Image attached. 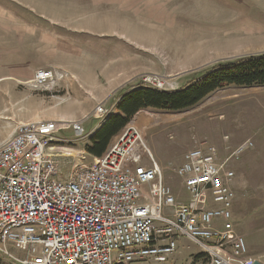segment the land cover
Instances as JSON below:
<instances>
[{"label": "rangeland", "instance_id": "374dc122", "mask_svg": "<svg viewBox=\"0 0 264 264\" xmlns=\"http://www.w3.org/2000/svg\"><path fill=\"white\" fill-rule=\"evenodd\" d=\"M262 52L264 0H0V141L20 122H69L56 134L66 148L57 177L66 181L79 154L92 161L85 147L101 124L93 114L98 104L110 116L126 89L146 82L174 90L199 68ZM38 69L52 70L53 83L37 84ZM131 120L164 182L185 202L189 194L176 174L185 151L206 139L224 157L252 141L227 166L234 172V228L264 264V85L226 86L182 110L142 108ZM177 245L164 262L132 264H206L187 238Z\"/></svg>", "mask_w": 264, "mask_h": 264}, {"label": "built area", "instance_id": "2783aa9c", "mask_svg": "<svg viewBox=\"0 0 264 264\" xmlns=\"http://www.w3.org/2000/svg\"><path fill=\"white\" fill-rule=\"evenodd\" d=\"M54 78L52 70L38 69L34 81L48 85ZM94 109L101 123L109 115L100 104ZM69 125L20 122L0 141V264L164 262L180 237L205 253L206 264H255L234 228V172L227 166L252 141L224 157L206 139L185 151L176 168L189 194L185 202L164 182L133 120L91 162L79 154L61 181L58 159L66 148L56 134ZM72 127L83 134L79 123Z\"/></svg>", "mask_w": 264, "mask_h": 264}, {"label": "trees", "instance_id": "16d2710c", "mask_svg": "<svg viewBox=\"0 0 264 264\" xmlns=\"http://www.w3.org/2000/svg\"><path fill=\"white\" fill-rule=\"evenodd\" d=\"M190 77L188 83L174 90L140 85L122 91L117 111L90 135L86 151L92 156H100L112 137L142 108L182 110L226 86L264 85V52L220 60L191 72ZM200 255L205 254L202 252Z\"/></svg>", "mask_w": 264, "mask_h": 264}, {"label": "crops", "instance_id": "0c3cea01", "mask_svg": "<svg viewBox=\"0 0 264 264\" xmlns=\"http://www.w3.org/2000/svg\"><path fill=\"white\" fill-rule=\"evenodd\" d=\"M114 113V112H113ZM255 259V258H254ZM256 260V259H255ZM255 264H259V261L258 260H256V262H255Z\"/></svg>", "mask_w": 264, "mask_h": 264}]
</instances>
